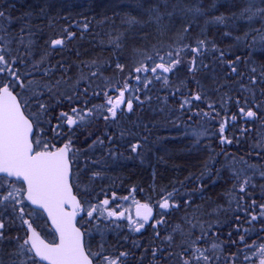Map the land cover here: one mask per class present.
<instances>
[{
  "label": "trees",
  "instance_id": "1",
  "mask_svg": "<svg viewBox=\"0 0 264 264\" xmlns=\"http://www.w3.org/2000/svg\"><path fill=\"white\" fill-rule=\"evenodd\" d=\"M0 3L6 13L0 45L10 42L2 54L28 87L8 72L0 74V85L12 81L28 101L26 111L39 115L38 125L31 116L34 141L48 149L70 142L72 184L83 206L78 224L89 252L108 250L119 264H236L264 244V14L249 19L244 11L264 9V0ZM221 16L224 22L217 23ZM129 17L139 22L129 25ZM55 39L63 45L53 46ZM245 40L246 47L229 48ZM176 60L177 76L157 70L139 83L131 80V111L125 103L112 116L108 87L134 78L140 64ZM222 78L221 94L208 96L206 80ZM63 81L74 89L69 96L58 91ZM73 109L82 115H72L76 123L68 124L60 113ZM202 120L208 133L200 138L193 133ZM170 193L171 207L157 214ZM127 196L155 206L154 218L140 231L120 220L103 243L91 233L88 211L95 208L91 216L106 225L100 205L108 200L111 207ZM18 215L15 252L26 238ZM28 247L17 259L33 264Z\"/></svg>",
  "mask_w": 264,
  "mask_h": 264
},
{
  "label": "snow or ice",
  "instance_id": "2",
  "mask_svg": "<svg viewBox=\"0 0 264 264\" xmlns=\"http://www.w3.org/2000/svg\"><path fill=\"white\" fill-rule=\"evenodd\" d=\"M153 9H149L152 11ZM196 12H200V8L194 9ZM250 13L249 19L257 14H264V9H258L257 12H252L250 8L244 10ZM171 15V14H169ZM5 16L3 11H0V18ZM135 18L129 17L127 23L133 25L138 23ZM217 23H223L224 17H217ZM23 31V29H21ZM23 42V41H21ZM53 46L63 45L64 41L62 39H55L51 41ZM203 43V42H201ZM31 41H29V45ZM5 49L0 48V74L8 72L10 75L15 77L17 81H20L19 75H17V70L9 67V61L5 59V55L2 54ZM151 59V58H150ZM161 59H163L161 57ZM14 63V61H13ZM179 60L169 63V66H165L163 63L152 67L151 69H143L145 71L156 72L157 68L161 69L163 72H170L174 64H178ZM119 67V65H118ZM142 68H137L136 71L140 72ZM234 70V69H233ZM139 79V77H137ZM29 83H32L31 81ZM12 81L6 84L0 85V174H6L7 177H15L18 180H22L27 184V199L32 202V204L40 205L42 208L46 209L48 215L51 216L53 223L57 227L59 232V242H53L51 244L45 243L41 240L36 233L32 225L24 220L21 216V221L23 224L28 226L31 231V235L26 237L22 244L18 245V251L11 255H24L25 246L30 245L26 249L29 253H34L29 259L33 261V264H39V261H46L47 264H92L90 256H95L98 254H93L91 252L86 253L82 244V234L80 229L75 225L76 211L79 208V202L76 197L72 195L71 186L68 182L69 172H70V161L68 153L70 151V142L65 144L62 148L49 150L46 146L41 145L39 139L33 140V119L29 116H34L36 123H39V115L29 112V116H26L24 110L22 109L21 101L17 99V95L13 94L10 87ZM21 88H27L23 81H20ZM127 86H125L126 88ZM199 99V96L196 97ZM24 105H27L28 101H23ZM112 104L109 109L112 116H116V109L120 104L124 103V92H119V97L117 101H108ZM129 111L132 109V103L129 100L126 104ZM40 111L45 112L47 106L44 104L39 105ZM243 111V110H241ZM75 113L76 110L73 109ZM248 117H253L254 112L248 111L246 113ZM61 116L67 120L68 124L76 123L71 117L67 116L66 113H62ZM83 119V117H80ZM223 131V129H221ZM34 143L37 147L34 148ZM137 146H133V151H136ZM247 183V181H245ZM23 189H15L13 191H8L7 195L3 196V201H8L10 199L14 200L15 195H19ZM15 193V195H14ZM171 193L169 197L165 199L164 203L160 205L161 208H169L168 199L171 198ZM20 201H17L19 203ZM108 200H104L103 204L107 205ZM72 204L73 210L67 211L65 205ZM147 209L148 213L151 209H148L147 205L143 206ZM96 211L93 208L88 211L87 215L91 216L92 212ZM23 212V209H20ZM110 216L117 215L116 212H110ZM119 215H123L120 213ZM144 219L147 220L148 216L145 215ZM255 219V217H253ZM143 225H140L142 227ZM4 229V224L0 221V230ZM139 230V229H137ZM6 239L4 232L0 231V241ZM18 239V238H17ZM171 239V237H169ZM243 239V237L241 238ZM212 247L215 249L218 246L213 244ZM197 251H200L197 249ZM261 254L264 255V248L261 249ZM127 253H121L120 256H126ZM201 255H203L201 253ZM107 264H119V257L116 260H109L107 257L104 258ZM203 259L207 262L208 257L203 256ZM0 264H4L3 257L0 256ZM10 264H28L26 260H11ZM184 264H189V261H184ZM264 264V260L261 261Z\"/></svg>",
  "mask_w": 264,
  "mask_h": 264
},
{
  "label": "rangeland",
  "instance_id": "3",
  "mask_svg": "<svg viewBox=\"0 0 264 264\" xmlns=\"http://www.w3.org/2000/svg\"><path fill=\"white\" fill-rule=\"evenodd\" d=\"M184 11H186L187 13H189V8H186ZM4 14H6V13L4 12ZM182 17H184V16H182ZM1 22H2V18H0V37H2V30H3L2 29V26H1L2 25ZM9 43L10 42L5 41V43H4V47L5 48H3V49L8 50L9 47H10L9 46ZM0 48H2L1 45H0ZM165 53H163V54H165ZM142 59H143V57H142ZM137 63H138V61H137ZM161 63H163L166 67L169 66V63L166 64V63L160 62V61L157 62V65L158 64H161ZM137 68H142V70H143L146 67H145L144 64H140ZM137 68H135L134 70H136ZM177 69H178V67H176V65H174L172 67V70L170 72H168L167 74L171 73L172 75L177 76L176 75L177 74V71H178ZM157 70L163 72L159 68H157ZM102 77H103L102 79H99V81H101V82H103V80L105 79L104 76H102ZM110 78H112V77H110ZM131 80H133V77L131 78L130 75H129V78L126 81H123L122 82V80H121V82H116V85L115 86L113 85V87L112 86L108 87L106 89L105 93L107 94V92L109 91L110 88H111L110 89L111 93L109 95L108 94L106 95L107 96V102L109 100H112L113 102H115V100L118 99V97H119V92H121L122 90H124L125 89V86L127 84H129V82ZM61 86H62L61 90H58V91L61 92L64 96H66V95L69 96L72 93V91L74 92V89L71 86H68V84L66 83V81H63L62 84H61ZM129 91H128V93L131 95L130 97H133V94L131 93V91L130 92ZM128 93H127V95H128ZM131 103H133V102H131ZM110 106L112 107V104H110ZM126 109H127V107H126ZM63 113H65V112H63ZM61 114H62V112L60 113V115ZM79 114L82 115V112L77 111L74 114L69 113L67 115H69V117H71L72 115L78 117V116H80ZM226 120L227 119L226 118L224 119V117L222 119L219 118V120H218V127H219V131L221 132V134L224 131V128L226 127ZM204 124H207V120H205V121L202 120V122H200V124L198 123V127L199 128L196 131L194 130L195 132L193 134L197 135L200 138L201 137H205L206 134L208 133V128H206L205 127L206 125H204ZM221 129H223V131H221ZM40 141H41V145L46 146L45 143L42 140H40ZM259 149H264V137L260 140ZM0 183H1V185H0L1 189L3 187H6V189H8V191H13V188L20 189V186H19L20 184H18V183L6 182L3 179H0ZM3 183H4V185H3ZM20 194H21V192L19 193V195ZM14 195H15V193H14ZM17 196L18 195H15V199L14 200L20 201L18 203V209H19V211L22 208L23 209V212H25L27 214L28 213V211H27V209H28L27 204L25 203V201H22L21 199L17 198ZM162 203H164V202H161L159 204L160 210L157 211V214H160L161 213V210H168L171 207V202L170 201H168V203H169L170 206H169V208H166V209L160 207V205ZM144 205H147V206L150 205L148 207H150V208H153L154 207V209H155V206H153V205H151L149 203L137 202L135 199H133L132 196H127L126 198H123L120 202H117V203L111 205V207L109 206V204L104 205L102 203L100 205V210L102 212L99 214V218L103 217V219L106 220V222L109 221V223L106 224V225H104V224L100 223L98 221V219L95 218L94 216H89L88 223H90L92 235H98L99 234L100 237H103L105 239V240L102 241L104 243L107 240L106 237L109 234H112V233L115 232V230L113 228H111L110 225H112V226H120L121 225L119 223L120 220H126V221L130 222V226L134 230H136V231L142 230V228H144L152 220V219H149V218L147 220H145L144 217H137L135 215V211L144 208L143 207ZM113 211L116 212L117 215L110 216L109 213L110 212H113ZM120 213H123V215L122 216L119 215ZM29 214L31 216L35 217V219H38L40 217V216H38V213H36V212H30ZM19 222L22 224V221L21 220ZM140 225H143V226L140 227ZM137 229H139V230H137ZM102 242H101V244L103 245ZM262 248H264V244H259V245L255 246L253 248V251L251 253H252V255L254 254L257 259L254 260L251 264H261V261L264 260V255L261 254V249ZM107 251L104 250V249H103V251L102 250L96 251L93 248V254H98V255H95L97 257L98 264H107V261L104 259L105 257H107L109 260H114V257L115 256H113V257L112 256H109L110 253L107 254ZM28 264H31V263L28 262ZM243 264H247V263L243 261Z\"/></svg>",
  "mask_w": 264,
  "mask_h": 264
},
{
  "label": "flooded vegetation",
  "instance_id": "4",
  "mask_svg": "<svg viewBox=\"0 0 264 264\" xmlns=\"http://www.w3.org/2000/svg\"><path fill=\"white\" fill-rule=\"evenodd\" d=\"M1 2V0H0ZM11 4V3H10ZM0 11H2L1 8V3H0ZM22 102V101H21ZM23 105V109L25 111V113L29 116V113L26 111L24 103L22 102ZM31 119L32 117L29 116ZM0 179L5 180L6 182H14L13 180L15 179H10L7 178L5 176H0ZM15 183L20 184V189H23L24 191H21V194L17 196V198L21 199L23 201V196H24V192H25V187L24 185L19 181L15 180ZM1 185V183H0ZM4 185V183H3ZM8 189H6V187H3L1 189L0 187V221L3 222L4 224V229L0 230L4 232V236L6 237V239H4L3 241H0V256L3 257L4 260V264H10L11 260H17V255H9V254H14L15 252V247L17 244V218H18V214H20V217L22 216L24 220H27L29 223H32L35 228L48 240L51 241H55L56 240V235L53 232V230L51 229L47 219L45 218V216L39 212L36 211L30 207H28L27 211L28 213L26 214L25 212H20L18 209V203L17 200H8V201H3V196L7 195ZM30 212H36L38 213V216H40L38 219H35V217L31 216L29 213ZM24 227V232L26 234L27 237V225L23 224ZM257 258L255 257V255L252 253L246 254L245 255V260L244 262H246L247 264H251L254 260H256ZM236 264H242V263H236Z\"/></svg>",
  "mask_w": 264,
  "mask_h": 264
},
{
  "label": "water",
  "instance_id": "5",
  "mask_svg": "<svg viewBox=\"0 0 264 264\" xmlns=\"http://www.w3.org/2000/svg\"><path fill=\"white\" fill-rule=\"evenodd\" d=\"M165 73H168V72H165ZM12 91H13V90H12ZM123 92H124V98H125V90H123ZM13 94H14V95H17L14 91H13ZM17 99L19 100V97H18V96H17ZM115 101H117V99H116ZM119 106H121V104H120ZM22 109H23V107H22ZM24 113H25V112H24ZM25 115H26V114H25ZM26 116H27V115H26ZM34 133H35V127H34V124H33V136H34ZM64 145H65V144H63V145H61V146H59V147H57V148H54V149H52V150L62 148ZM34 148H35V144H34ZM70 149H71V147H70ZM68 156H69V161H70V172H69L68 182H69V185L71 186L72 195L75 196V197H76V200L79 202V208H78V210L76 211V216H75V221H74V222H75L76 227L80 229V232H81V234H82V244H83V247H84L85 252L88 253L87 250H86V247H85V234H84L83 230L78 226V223H77V222H78V218H79V212H80V210H81V208H82V205H81V201H80L79 197L75 194L74 189H73V186H72V162H71V159H70V151H69V153H68ZM0 175H4V176H6V174H0ZM9 178H15V177H9ZM15 179H17V178H15ZM21 181H22V180H21ZM22 182H23L24 185H25V189H27V184H26V182H24V181H22ZM24 197H25V200H26V202H27L28 204H30V205H31L33 208H35V209L41 210V211L45 214L46 218H47L48 221H49L50 226L52 227L53 231H54L55 234L57 235V241H56V242H59V232L57 231V227H56V225L53 223L51 216L48 215L47 210L44 209V208H42L40 205L32 204V202L29 201V200L27 199V192H26V190H25ZM65 209H66L67 211H72V210H73V206H72V204H67V205H65ZM148 209H151V208L148 207ZM135 213H136V215H137L138 217H144L145 215H147L148 218H152V217H153L152 209H151V212H150V213H148L147 209H145V208H142V209H140V210H136ZM31 225H32V224H31ZM32 228L35 229V227H34L33 225H32ZM35 231H36V233L38 234L39 238H40L41 240H43L45 243H49V244L53 243V242H50V241L46 240V239H45V238H44V237H43V236H42V235H41L36 229H35ZM30 235H31V231L28 229V236H30ZM28 236H27V237H28ZM89 258L92 260V264H95L94 261H93V259L91 258V256H90ZM37 259L39 260L38 257H37ZM41 262L47 264L46 261H41Z\"/></svg>",
  "mask_w": 264,
  "mask_h": 264
},
{
  "label": "bare ground",
  "instance_id": "6",
  "mask_svg": "<svg viewBox=\"0 0 264 264\" xmlns=\"http://www.w3.org/2000/svg\"><path fill=\"white\" fill-rule=\"evenodd\" d=\"M229 44H231V46H229V48H232L234 46V48L236 49L238 45H242L243 47H246L248 45V41L245 40L244 42H231ZM147 69H151V68H148L147 67ZM148 72H152V71H150V70L149 71L141 70L140 72H137L135 70V77L133 78L134 81L136 83H139L141 81V77L143 78ZM193 73L194 72H191V74H193ZM193 76H194V79L197 81V78H198L197 74H193ZM137 77H139V79H137ZM221 82L224 83V78H222L220 81H219V79H211V80H208L207 79L206 80V86L210 88V89L208 88L209 89L208 96L210 95V96H213L214 97L215 94H217V92L219 94H221L220 91L224 90V88L221 87V85H222ZM126 86H127L126 88H130V90H131V84L130 83L127 84ZM223 93L224 94H227V91H225ZM223 105H224V108H225L226 105H227V103H223ZM121 109H122V106L117 107L116 113L118 111H120ZM241 263L243 264V262H241Z\"/></svg>",
  "mask_w": 264,
  "mask_h": 264
}]
</instances>
